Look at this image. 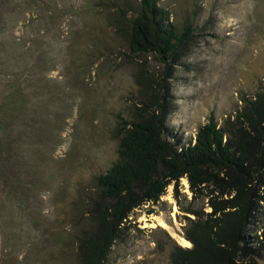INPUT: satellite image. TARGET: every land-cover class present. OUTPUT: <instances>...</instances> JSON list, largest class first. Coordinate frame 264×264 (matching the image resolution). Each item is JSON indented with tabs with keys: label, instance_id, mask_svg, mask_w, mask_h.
I'll return each instance as SVG.
<instances>
[{
	"label": "rangeland",
	"instance_id": "1",
	"mask_svg": "<svg viewBox=\"0 0 264 264\" xmlns=\"http://www.w3.org/2000/svg\"><path fill=\"white\" fill-rule=\"evenodd\" d=\"M141 1L0 0V79L16 91L0 135V264H94L79 241L95 224L96 178L119 158L121 118L162 101L168 140L187 144L264 92V0H156L180 31L191 23L167 60L130 47ZM208 201L187 176L170 182L131 209L99 264H171ZM253 221L257 248L264 203Z\"/></svg>",
	"mask_w": 264,
	"mask_h": 264
},
{
	"label": "trees",
	"instance_id": "2",
	"mask_svg": "<svg viewBox=\"0 0 264 264\" xmlns=\"http://www.w3.org/2000/svg\"><path fill=\"white\" fill-rule=\"evenodd\" d=\"M130 26L132 50L151 51L165 60L191 31V23L180 31L171 11L156 0H142ZM0 80L1 135L9 129L7 114L16 108V91L4 88L8 80ZM156 109L137 111L136 118L119 121V158L96 178L100 192L91 212L97 215L94 227L80 237L82 261L99 264L131 209L147 200L157 201L170 182L178 184L187 176L195 194L209 197L211 211L205 220H191L186 234L192 246L175 245L171 264H253L264 247V230L256 234L257 248L245 231H252L249 226L264 203V92L246 99L221 124L210 117L187 144L166 136L171 106L157 101ZM211 185L219 194L216 189L205 191Z\"/></svg>",
	"mask_w": 264,
	"mask_h": 264
},
{
	"label": "snow or ice",
	"instance_id": "3",
	"mask_svg": "<svg viewBox=\"0 0 264 264\" xmlns=\"http://www.w3.org/2000/svg\"><path fill=\"white\" fill-rule=\"evenodd\" d=\"M184 243H185V244H187V242H186V241H185ZM189 246H190V245H189Z\"/></svg>",
	"mask_w": 264,
	"mask_h": 264
}]
</instances>
